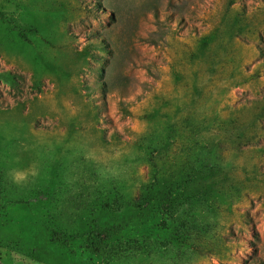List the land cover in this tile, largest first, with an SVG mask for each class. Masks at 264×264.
I'll use <instances>...</instances> for the list:
<instances>
[{"label":"rangeland","instance_id":"1","mask_svg":"<svg viewBox=\"0 0 264 264\" xmlns=\"http://www.w3.org/2000/svg\"><path fill=\"white\" fill-rule=\"evenodd\" d=\"M0 264H264V0H0Z\"/></svg>","mask_w":264,"mask_h":264},{"label":"clouds","instance_id":"2","mask_svg":"<svg viewBox=\"0 0 264 264\" xmlns=\"http://www.w3.org/2000/svg\"><path fill=\"white\" fill-rule=\"evenodd\" d=\"M25 178H26V177L24 176L23 173H17V174L15 175V177H14V180H15L16 182H20V181L24 180Z\"/></svg>","mask_w":264,"mask_h":264}]
</instances>
